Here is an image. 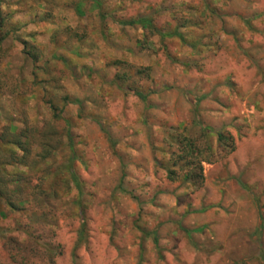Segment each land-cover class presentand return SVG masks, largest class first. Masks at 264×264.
Masks as SVG:
<instances>
[{"label": "rangeland", "instance_id": "rangeland-1", "mask_svg": "<svg viewBox=\"0 0 264 264\" xmlns=\"http://www.w3.org/2000/svg\"><path fill=\"white\" fill-rule=\"evenodd\" d=\"M100 1L105 20L79 0H2L0 136L51 153L13 164L0 143V176L26 189L18 210L0 200V264H264V0ZM137 17L181 38L113 21ZM184 140L211 147L200 183Z\"/></svg>", "mask_w": 264, "mask_h": 264}, {"label": "trees", "instance_id": "trees-1", "mask_svg": "<svg viewBox=\"0 0 264 264\" xmlns=\"http://www.w3.org/2000/svg\"><path fill=\"white\" fill-rule=\"evenodd\" d=\"M81 2H89L91 5L95 6V8L99 11V17L100 19L105 20L109 15L103 11L102 2L100 0H79V3ZM2 0H0V6H1ZM78 10H80L78 8ZM113 21L117 23V25L121 27H139L142 30H148L150 33L153 34H160L161 38H170L178 36L181 38V35L175 31H168L165 33H160V31L157 29V27L154 26L152 20L149 17H137L136 19H115L113 18ZM8 37V33L4 31V17L1 14L0 9V45L6 40ZM24 47H28V43H23ZM27 55L31 57L33 61H36L38 59L37 54L30 48L27 52ZM53 59L61 61L63 64H66V60L62 56L54 55ZM142 102H145L146 95H143L141 92L134 91L133 92ZM61 100L67 101L69 100L68 95L61 96ZM47 104L50 106V111L52 110L54 113L52 114L53 120L60 119V111L61 109L58 108L56 105V102L54 101V98H50L47 101ZM57 112V113H55ZM51 119V120H52ZM12 127H9V129ZM202 131L208 134H213V132L207 128L203 127ZM21 134L16 133L15 131H9L4 132L0 136V143L2 145L7 144L10 145V147L14 148L16 151L17 149L22 152V156L20 158H17L15 155V151L13 149H10V155L9 159L13 162V164H17L19 162H24L26 159L30 156V153L32 151V148L37 144L40 148V153L38 156L41 157V159H46L50 153V147L45 142L40 141V139L35 140L31 139L32 142L30 143V140H25L24 138H20ZM215 136L217 138V143L219 147H230V151H232V141L230 136H225L222 132H216ZM67 137L69 138V147L72 148V142H71V135L67 132ZM4 141V142H3ZM186 143L184 144V147L187 149V156L181 157L184 159L185 166L184 170L186 172L184 173V179L187 181H191L193 183H200L202 180V162L206 163H212V157L210 155H203V152H211V147L209 144H205L201 149L196 146L192 141L184 140ZM3 151V146H0V151ZM72 158L69 160V163L67 165V169L70 175V178L76 187V189H79V183L76 178V175L72 168V162L74 161V152L71 149ZM210 156V157H209ZM22 158V159H21ZM23 160V161H22ZM7 161V160H6ZM4 165H10L8 162L4 163V157L0 154V169L4 170ZM169 177L171 180H175L177 175L176 172L173 170L168 171ZM175 176V178H174ZM19 179L15 180H9L7 178H3L0 176V200H3L5 202V205L11 209V210H18L22 207L24 201H25V193L26 189L25 187L18 184Z\"/></svg>", "mask_w": 264, "mask_h": 264}]
</instances>
